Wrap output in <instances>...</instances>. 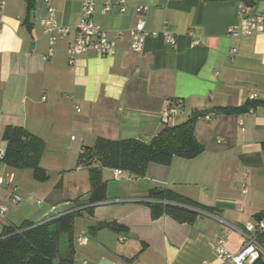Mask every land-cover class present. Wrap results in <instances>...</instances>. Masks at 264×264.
I'll return each instance as SVG.
<instances>
[{
  "label": "crops",
  "instance_id": "0c3cea01",
  "mask_svg": "<svg viewBox=\"0 0 264 264\" xmlns=\"http://www.w3.org/2000/svg\"><path fill=\"white\" fill-rule=\"evenodd\" d=\"M49 5L69 33L44 60L49 46L41 22ZM242 5L249 14L264 13V0H125L122 13L117 5L104 12L102 0H95L92 19L115 43V52L101 56L88 50L69 64L66 51L75 38L81 0H33L31 7L25 0H4L0 147L9 127L39 138L44 143L39 165L48 180H34L32 171L26 179L21 172L26 169L0 161V208H5L0 229L38 225L86 207L88 171L80 180L87 185L84 193L64 197V177L52 186L50 170L64 168L72 156L77 160L98 138L147 142L164 126L163 112L176 107L170 126L203 115L194 130L203 152L175 157L167 166L151 163L141 178L126 172L114 178L112 169H102L106 200L91 215L82 211L75 218L71 244L62 238L64 247L60 251L59 245L51 264L66 255L72 264H222L213 250L218 236L231 253L238 252L244 225L264 219V33L229 36ZM140 6L147 11L138 13ZM139 21L176 43L147 37L143 54H134L128 32ZM251 94L255 105L240 111ZM76 170H82L78 163ZM80 182L71 183V191ZM154 188L211 210L200 211L191 224L166 215L152 220L147 203Z\"/></svg>",
  "mask_w": 264,
  "mask_h": 264
},
{
  "label": "trees",
  "instance_id": "16d2710c",
  "mask_svg": "<svg viewBox=\"0 0 264 264\" xmlns=\"http://www.w3.org/2000/svg\"><path fill=\"white\" fill-rule=\"evenodd\" d=\"M25 1L28 7L32 6L33 0ZM255 103V100L247 101L239 110L247 111ZM201 116V113H196L176 126L166 124L147 142L134 139L109 141L98 138L93 146L83 147L77 163L88 171L90 189L87 206L39 225L24 223L19 227L2 228L0 264H51L58 255L61 239L66 238L67 243L71 244L75 218L80 216L82 211L91 215L93 206L106 200V184L101 180L102 169H119L141 178L145 176L151 163L167 166L175 157H197L203 152V146L197 141L194 130ZM2 140L5 143L2 163L13 169H30L33 179L38 182L48 180L46 172L39 165L44 150V143L39 138L22 128L9 127L5 129ZM148 198L152 220L166 215L179 224H191L200 211L211 210L167 189H151ZM106 226L116 230L122 229L120 225ZM257 242L263 251L252 264H264V233L258 235ZM58 264H72V260L66 255L59 258Z\"/></svg>",
  "mask_w": 264,
  "mask_h": 264
},
{
  "label": "built area",
  "instance_id": "2783aa9c",
  "mask_svg": "<svg viewBox=\"0 0 264 264\" xmlns=\"http://www.w3.org/2000/svg\"><path fill=\"white\" fill-rule=\"evenodd\" d=\"M45 1L49 2V0ZM113 5H117L121 13L125 11V0H102L104 12L110 11ZM3 6L4 0H0V10H2ZM94 8L95 0H81V15L75 26V38L66 51L69 64H73L78 55L88 50L95 51L101 56H111L115 52V43L106 37L105 33L92 19ZM136 11L138 13H145L147 7L140 6ZM238 11L240 17L238 26H230L227 29V33L230 37L234 38L264 33V13L249 14L244 5L240 6ZM2 26L3 22L0 15V31ZM41 26L42 33L48 40V51L43 58L44 60H47L52 56L53 47L57 40L65 37L69 33V29L58 24L55 18V10L51 5L47 7L46 17L42 20ZM128 33L130 50L138 56L143 54L144 43L147 37H157L158 35H161L163 41L167 45L173 46L176 43L173 36L168 33L147 31L142 21L137 22ZM256 99V94H251L249 96L250 101ZM176 113V107H169L164 111L162 114L163 125L168 124L170 118ZM208 118L209 117L206 116V119ZM4 156L5 147H0V161L3 160ZM121 173L122 172L119 169L112 170L114 178L119 177ZM13 201L17 202L19 201V198L14 196ZM4 212L5 208H0V214L2 217ZM240 233L244 237L245 243L236 253H231L227 249L225 238L222 236H218L213 242L214 253L222 264H252L258 259L260 253L263 251L257 242V237L264 233V219H258L246 223ZM78 241L81 245H84L86 244L87 239L79 238Z\"/></svg>",
  "mask_w": 264,
  "mask_h": 264
},
{
  "label": "rangeland",
  "instance_id": "374dc122",
  "mask_svg": "<svg viewBox=\"0 0 264 264\" xmlns=\"http://www.w3.org/2000/svg\"><path fill=\"white\" fill-rule=\"evenodd\" d=\"M64 152H66V150ZM62 155H66V153H62ZM76 167H77V160L72 156L69 163L64 168H52L49 172L51 176L52 186L55 183L60 182L61 175L64 177V179L62 180L64 183L63 188L60 191L64 197H72L84 193L83 190H85L87 187V185H84L86 184V182H80L81 178H83V176L84 177L86 176V172H87L86 168L80 166L82 170L77 171ZM12 172L15 171L13 170ZM21 172H23L22 174L26 179L31 178V170L26 169V170H22ZM77 182H80V187H78L75 192L71 191L70 189L71 183L76 184ZM63 247H64V240H61L60 251L62 250Z\"/></svg>",
  "mask_w": 264,
  "mask_h": 264
}]
</instances>
